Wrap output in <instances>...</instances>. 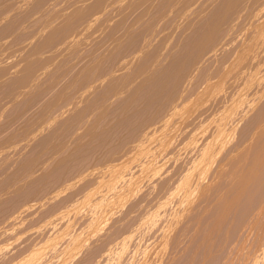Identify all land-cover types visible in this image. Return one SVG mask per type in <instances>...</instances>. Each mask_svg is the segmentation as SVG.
Returning a JSON list of instances; mask_svg holds the SVG:
<instances>
[{
    "label": "rangeland",
    "instance_id": "1",
    "mask_svg": "<svg viewBox=\"0 0 264 264\" xmlns=\"http://www.w3.org/2000/svg\"><path fill=\"white\" fill-rule=\"evenodd\" d=\"M103 1L0 0V264H264V0Z\"/></svg>",
    "mask_w": 264,
    "mask_h": 264
},
{
    "label": "bare ground",
    "instance_id": "2",
    "mask_svg": "<svg viewBox=\"0 0 264 264\" xmlns=\"http://www.w3.org/2000/svg\"><path fill=\"white\" fill-rule=\"evenodd\" d=\"M88 1H89V0H88ZM123 1H124V0H123ZM131 1H132V0H131ZM133 1H134V0H133ZM136 1H138V0H136ZM144 1H145V0H144ZM147 1H148V0H147ZM151 1H152V0H151ZM151 1H149V2H151ZM154 1H155V0H153V3L156 2V1H155V2H154ZM198 1H199V0H198ZM200 1H201V0H200ZM259 1H260V0H259ZM103 2H104L103 0H97V2H96L95 4H96V5H101ZM110 2H111V1H110ZM127 2H128V1H127ZM138 2H139V1H138ZM210 2H211V1H210ZM247 2H248V1H247ZM88 3H89V2H87V4H88ZM115 3H117V2H115ZM115 3H114V4H115ZM119 3H120V2H119ZM119 3H118V4H119ZM134 3H135V2H134ZM139 3H140V2H139ZM142 3H143V0H142ZM142 3H140V4H142ZM181 3H182V2H181ZM188 3H189V2H188ZM219 3H220V2H219ZM245 3H246V2H245ZM82 4H83V3H82ZM95 4H93V5L96 7ZM114 4H113V5H114ZM118 4H117V5H118ZM130 4H131V3H130ZM132 4H133V3H132ZM144 4H145V2H144ZM151 4H152V2H151ZM175 4H176V3H175ZM209 4H210V3H209ZM221 4H222V3H221ZM221 4H220V5H221ZM224 4H225V7H224V8H225V11H224L225 13L223 12V14H224L223 16H225L224 18H226V15H228L227 13H228L229 11L232 12V11L234 10V9H233V10L231 11V9H232L233 6L236 4V2H235V0H226V3L224 2ZM88 5H90V4H88ZM91 5H92V4H91ZM93 5H92V6H93ZM107 5H109V4H107ZM113 5H112V7H113ZM117 5H116V6H117ZM119 5H120V4H119ZM142 5H143V4H142ZM147 5H149V4H147ZM155 5H156V3H155ZM183 5H184V4H183ZM215 5H216V4H215ZM222 5H223V4H222ZM82 6H83V5H82ZM110 6H111V5H110ZM130 6H131V5H130ZM132 6H133V5H132ZM135 6H136V5H135ZM138 6H139V5H138ZM173 6H174V5H173ZM191 6H192V5H191ZM199 6H200V5H199ZM85 7L88 8L89 6L87 7L86 4H85ZM107 7H108V6H107ZM107 7H106V10H107ZM122 7H125V6H122ZM122 7L119 8V9H121V11H122V9H123ZM128 7H129V6H128ZM208 7H209V6H208ZM210 7H211V6H210ZM78 8H79V7H78ZM80 8H82V7H80ZM83 8H84V6H83ZM83 8H82V9H83ZM89 8H90V7H89ZM93 8H94V7H93ZM98 8H99V7H98ZM100 8H101V7H100ZM102 8L104 9L103 12H105V7H102ZM108 8H109V7H108ZM110 8H111V7H110ZM114 8H115V7H114ZM125 8H126V7H125ZM129 8H131V7H129ZM129 8H128V9H129ZM137 8H138V7H137ZM187 8H188V7H187ZM213 8H214V7H213ZM84 9H85V8H84ZM90 9H91V8H90ZM103 9H102V10H103ZM183 9H184V8H183ZM193 9H194V8H193ZM235 9H236V8H235ZM244 9L246 10V8H244ZM97 10H98V9H97ZM97 10H96V12H97ZM111 10H112V9H109V11H111ZM117 10H118V9H117ZM123 10H124V9H123ZM131 10H132V9H131ZM171 10H172V9H171ZM176 10H177V9H176ZM238 10H240V9H238ZM80 11H81V9H80ZM80 11H77L74 15L78 14V16H80V15L82 14V11H81V12H80ZM93 11H94V10H93ZM109 11H108V12H109ZM114 11H115V10H114ZM129 11H130V10H129ZM184 11H186V9H185ZM184 11H183V12H184ZM193 11H194V10H193ZM204 11H205V9H204ZM209 11H210V9H209ZM222 11H223V10H222ZM234 11H235V10H234ZM67 12H69V11H67ZM91 12H92V11H91ZM119 12H120V11H119ZM124 12H125V10H124ZM126 12H128V10H126ZM170 12H171V11H170ZM172 12H173V11H172ZM183 12H182V13H183ZM188 12H189V11H188ZM207 12H208V11H207ZM219 12H220V10H219ZM230 12H229V13H230ZM245 12H246V14H247V11H245ZM92 13H93V12H92ZM92 13H91V14H92ZM94 13H95V12H94ZM98 13H99V12H98ZM106 13H107V11L104 13V16H105ZM122 13H123V12H122ZM67 14H68V13H67ZM107 14H108V13H107ZM109 14H110V12H109ZM116 14L119 15L120 13L118 14V12H117ZM147 14H148V13H147ZM167 14H168V13H167ZM176 14H177V13H176ZM186 14H187V12H186ZM186 14H185V18H186ZM189 14H190V13H189ZM202 14H203V13H202ZM205 14H206V13H205ZM92 15H94V14H92ZM163 15H164V14H163ZM165 15H166V14H165ZM165 15H164V16H165ZM170 15H171V14H170ZM170 15H169V16H170ZM180 15H182V14H180ZM198 15H199V14H198ZM229 15H230V14H229ZM239 15H240V13H239ZM64 16H65V15H64ZM67 16H68V15H67ZM96 16H97V15H96ZM101 16H103V13H102ZM104 16H103V17H104ZM172 16H173V15H172ZM172 16H171V17H172ZM201 16H203V15H201ZM204 16H205V15H204ZM204 16H203V17H204ZM61 17H62V15H61ZM69 17H70V16H69ZM94 17H95V16H94ZM116 17H117V16H116ZM116 17H115V18H116ZM119 17H120V16H119ZM203 17H201V18H203ZM206 17H207V16H206ZM66 18H67V17H66ZM66 18H65V19H66ZM79 18H81V17H79ZM98 18H100L99 14H98ZM98 18H97V19H98ZM112 18H113V17H112ZM112 18H110V19H112ZM169 18H170V17H169ZM169 18H168V19H169ZM199 18H200V16H199ZM201 18H200V22H201ZM220 18H221V17H220ZM100 19H101V18H100ZM179 19L182 20L183 17L181 18V16H180ZM195 19H196V18H195ZM195 19H194V20H195ZM217 19H218V18H217ZM60 20H64V19L60 18ZM108 20H109V19H108ZM166 20H167V19H166ZM202 20H204V19H202ZM218 20H220V19H218ZM224 20H225V19H224ZM224 20H223V21H224ZM227 20H228V19H227ZM239 20H240V19H239ZM259 20H260V19H259ZM66 21H67V19H66ZM95 21H96V20H95ZM97 21H98V20H97ZM111 21H112V20H111ZM111 21H110V22H111ZM185 21H186V20H185ZM198 21H199V19H198ZM63 22H65V21H63ZM113 22H114V21H113ZM182 22H184V21H182ZM196 22H197V20H196ZM217 22H218V21H216V23H217ZM221 22H222V21L220 20L219 23H221ZM225 22H226V21H225ZM65 23H67V22H65ZM95 23H96V22H95ZM106 23H107V21H106ZM184 23H185V22H184ZM219 23H218V24H219ZM103 24H104V23H103ZM110 24H112V23H110ZM180 24H181V23H180ZM180 24H179V25H180ZM221 24H222V23H221ZM65 25H66V24H65ZM106 25H107V24H106ZM108 25H109V24H108ZM108 25H107V26H108ZM115 25H116V24H115ZM179 25H178V27H179ZM183 25H184V24H183ZM183 25H182V26H183ZM211 25H212V27L214 26L213 24H211ZM223 25H224V24H223ZM226 25H227V24H226ZM68 26H69V24L66 25V27L64 28V30L67 29ZM88 26L90 27L91 25L88 24V25H87V29H88ZM112 26H113V24L111 25V27H112ZM175 26H176V25H175ZM185 26H186V25H185ZM187 26H188V25H187ZM221 26H222V25H221ZM221 26L218 25V27H221ZM85 27H86V26H85ZM101 27H102V25H101ZM105 27H106V26H105ZM105 27H104V28H105ZM111 27H110V28H111ZM134 27H135V26H134ZM183 27H184V26H183ZM210 27H211V26H210ZM218 27H217V29H218ZM99 28H100V26L98 27V29H99ZM102 28H103V27H102ZM102 28H101V29H102ZM104 28H103V29H104ZM110 28H109V29H110ZM223 28H224V27H223ZM225 28H226V27H225ZM62 29H63V28H62ZM62 29L60 28V30H62ZM87 29H84V30H86V31L88 32L89 30H87ZM107 29H108V27H107ZM178 29H182V27H181V28H178ZM185 29H186V27H185ZM211 29H212V28H211ZM217 29H216V30H217ZM219 29H220V28H219ZM219 29H218V30H219ZM226 29H228V28H226ZM216 30L213 29L212 32H210V33L208 34L209 36H207V35L204 33V34H205V37H206V36L208 37L207 40H210L211 42L213 41L212 39L215 38ZM86 31H85V32H86ZM91 31H92V26H91ZM176 31H177V30H176ZM184 31H185V30H184ZM209 31H210V29H209ZM87 32H86V33H87ZM83 33H84V32H83ZM89 33H90V31H89ZM100 33H101V31H100ZM102 33H103V32H102ZM183 34H184V32H183ZM202 34H203V33H202ZM202 34H201V35H202ZM204 34H203V35H204ZM263 34H264V33H263ZM80 35H81V34H80ZM88 35L91 36L90 34H88ZM101 35H102V34H101ZM101 35H100V37H101ZM169 35H171V34L169 33ZM173 35H174V33H173ZM175 35H176V34H175ZM71 36H74V35H71ZM75 36H76V35H75ZM82 36H84V35H82ZM82 36H80V37L82 38ZM166 36H167V35H166ZM76 37H77V36H76ZM96 37H97V36H95V38H96ZM102 37H103V35H102ZM167 37H169V36H167ZM172 37H173V36H172ZM258 37H259V36H258ZM73 38L75 39V37H73ZM83 38H84V37H83ZM83 38H82V40H83ZM85 38H86V35H85ZM169 38H170V37H169ZM71 39H72V37H71ZM74 39H73V40H74ZM77 39L79 40V37H78ZM91 39H93V38H91ZM148 39H149V38H148ZM164 39H165V38H164ZM75 40H76V39H75ZM78 40H77V41H78ZM80 40H81V39H80ZM85 40H86V39H85ZM87 40H89V39H87ZM166 40H168V39L166 38ZM204 40H205L204 38H203V40H201V41H202V44H203V41H204ZM69 41H70V40H69ZM71 41H72V40H71ZM149 41H151V40H149ZM170 41H171V39H170ZM170 41H169V42H170ZM79 42H80V41H79ZM81 42H82V41H81ZM160 42H161V41H160ZM171 42H173V41H171ZM75 43H77V42L74 41L73 44H75ZM162 43H163V41H162ZM165 43H166V42H165ZM167 43H168V42H167ZM208 43H209V42H208ZM73 44H72V45H73ZM79 44H80V43H79ZM150 44H151V43H150ZM202 44H201V46H202ZM206 44H207V43H206ZM209 44H210V43H209ZM253 44H254V43H253ZM68 45H70V44H68ZM72 45H71V46H72ZM77 45H78V44H77ZM162 45H163V44H162ZM164 45H165V44H164ZM168 45H170V44H168ZM194 45H195V44H194ZM203 45L205 46V44H203ZM78 46H79V45H78ZM152 46H153V45H152ZM165 46H166L165 48L167 49L168 46H167V45H165ZM69 47H70V46H69ZM169 47H170V46H169ZM263 47H264V46H263ZM162 48H163V47H162ZM197 48H198V47H197ZM69 49H70V48H69ZM73 49H74V48H72V50H73ZM166 49H165V50H166ZM203 49H204V47H203ZM205 49H206V48H205ZM205 49H204V50H205ZM199 50H201V49H200V45H199ZM204 50H202V51H204ZM146 51H147V50H146ZM197 52H198V50H197ZM253 52H254V51H253ZM255 52H256V51H255ZM139 53H140V52H139ZM198 53H199V52H198ZM141 54H142V52H141ZM137 55H138V54H137ZM158 55H159V58L162 57L161 54H158ZM139 56H140V54L137 56V58H138ZM142 56H143V55H142ZM156 57H157V56H156ZM133 59L135 60L136 58H133ZM157 59H158V58H157ZM134 60H132V61L134 62ZM153 60H154V59H153ZM155 60H156V59H155ZM158 61H160V59H159ZM161 61H162V60H161ZM258 61H259V60H258ZM136 62H137V61H136ZM153 62H154V61H153ZM244 62H245V61H244ZM131 64H132V63H131ZM136 64H137V63H136ZM155 64H157V63H155ZM155 64H154V65H155ZM129 65H130V64H129ZM129 65H128V67H129ZM130 66H131V65H130ZM140 66H141V65H140ZM151 66H152V65H151ZM136 67H137V66H136ZM155 67H156V66H155ZM155 67H154V68H155ZM257 67H258V66H257ZM134 68H135V67H134ZM130 69H133V68L131 67ZM130 69H129V70H130ZM123 70H124V69H123ZM125 70H126V69H125ZM147 70H148V69H147ZM148 71H149V70H148ZM154 71H155V70H154ZM237 71H238V70H237ZM143 72H145V71L142 70L141 73H143ZM125 73H126V72H125ZM146 73H147V72H145V74H146ZM138 75L140 76V74H138ZM138 75H137V76H138ZM146 75H147V74H146ZM144 76H145V75H144ZM140 77H141V76H140ZM231 77H233V76H231ZM141 78H142V77H141ZM246 78H247V77H246ZM231 79H232V78H231ZM140 82H141V81H140ZM247 82H248V81H247ZM242 84H243V82H242ZM121 86H122V85H121ZM139 86L141 87L142 85H139ZM120 90H121V89H120ZM236 91H237V90H236ZM240 92H241V91H240ZM117 93H118V92H117ZM187 111H188V110H187ZM155 132H156V131H155Z\"/></svg>",
    "mask_w": 264,
    "mask_h": 264
}]
</instances>
